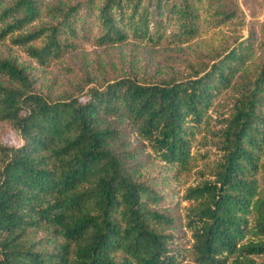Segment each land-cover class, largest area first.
Segmentation results:
<instances>
[{"label":"trees","instance_id":"16d2710c","mask_svg":"<svg viewBox=\"0 0 264 264\" xmlns=\"http://www.w3.org/2000/svg\"><path fill=\"white\" fill-rule=\"evenodd\" d=\"M0 264H264V21L0 0Z\"/></svg>","mask_w":264,"mask_h":264},{"label":"rangeland","instance_id":"374dc122","mask_svg":"<svg viewBox=\"0 0 264 264\" xmlns=\"http://www.w3.org/2000/svg\"><path fill=\"white\" fill-rule=\"evenodd\" d=\"M246 16L248 24L254 21H264V0H239ZM244 34H248V25L245 26ZM5 141L9 144L19 145L22 140L16 132H10Z\"/></svg>","mask_w":264,"mask_h":264}]
</instances>
